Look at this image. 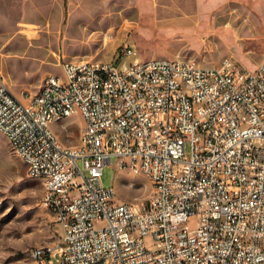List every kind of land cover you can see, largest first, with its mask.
Wrapping results in <instances>:
<instances>
[{
    "label": "built area",
    "instance_id": "1",
    "mask_svg": "<svg viewBox=\"0 0 264 264\" xmlns=\"http://www.w3.org/2000/svg\"><path fill=\"white\" fill-rule=\"evenodd\" d=\"M119 63L63 62L19 100L0 81V130L61 230L35 264H264V56L202 67L149 59L124 45ZM132 57L127 64L126 58ZM80 117L79 144L48 133ZM156 183L146 205L118 202L101 182L111 158ZM86 172V175L85 173ZM154 241L147 247L144 238Z\"/></svg>",
    "mask_w": 264,
    "mask_h": 264
},
{
    "label": "rangeland",
    "instance_id": "2",
    "mask_svg": "<svg viewBox=\"0 0 264 264\" xmlns=\"http://www.w3.org/2000/svg\"><path fill=\"white\" fill-rule=\"evenodd\" d=\"M124 45L142 61H192L202 67L229 58L255 69L264 56V0H0V81L23 100L63 62L119 63ZM130 64L132 57L126 58ZM80 117L52 122L66 147L79 144ZM86 175V172H84ZM101 182L118 202L146 205L149 179L111 158ZM47 179L31 178L0 133V264H35L32 248L55 247L61 230L43 203ZM152 247V237L144 238Z\"/></svg>",
    "mask_w": 264,
    "mask_h": 264
},
{
    "label": "bare ground",
    "instance_id": "3",
    "mask_svg": "<svg viewBox=\"0 0 264 264\" xmlns=\"http://www.w3.org/2000/svg\"><path fill=\"white\" fill-rule=\"evenodd\" d=\"M169 63H177V60H171L169 59ZM48 77L51 79V80H57V86H64V75L62 73V76L61 77H56V76H52V75H48ZM65 118H69V116H62V119H65ZM61 120V115H54L52 117V119H49V125L52 123V122H55V121H59ZM49 125H48V133H51V134H54L50 129H49ZM0 133L2 134V131L0 130ZM3 135V134H2ZM6 137V136H5ZM6 139L8 140L9 144H10V138L9 137H6ZM11 146V145H10ZM12 150L14 151V153L19 157V154L15 151V146H11ZM65 148H75V147H66ZM20 158V157H19ZM137 175H144L146 176L148 179V172L147 171H138L136 172ZM150 183H151V187H152V193H151V196L154 195V191L156 190V183H153V181L151 179H149ZM109 190H113L112 188H109ZM48 191L49 189L47 190V193H46V196H48ZM151 196L149 198V200L151 199ZM48 247H51L48 245Z\"/></svg>",
    "mask_w": 264,
    "mask_h": 264
}]
</instances>
